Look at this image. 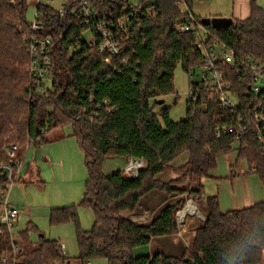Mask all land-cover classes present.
Masks as SVG:
<instances>
[{
	"label": "trees",
	"instance_id": "obj_1",
	"mask_svg": "<svg viewBox=\"0 0 264 264\" xmlns=\"http://www.w3.org/2000/svg\"><path fill=\"white\" fill-rule=\"evenodd\" d=\"M89 1L100 17H119L132 0ZM75 4L68 3L64 16L51 6H38L45 26L43 33L53 40V90L50 97H44L28 74L32 60L26 39L33 34L27 17L29 0H0V150L13 136L22 143L19 156L23 158L27 143H36L39 137L43 142L50 130L71 125L85 155L88 179L84 197L78 204L52 208L51 224L75 222L83 264L102 257L108 264H260L264 255V201L224 212L217 194L206 196L207 219L184 256L135 253V248L151 243L153 237L180 232L177 212L186 199L165 206L149 224L121 213L134 211L152 190L165 191L168 196L199 193L204 187L201 179L214 170L218 157L233 150L232 139L229 135H215L224 111L205 92L197 103L189 98L187 116L181 121L171 118L170 107L159 106L160 100L175 92L176 68L180 65L188 73L200 61L193 35L177 29L185 15L175 0L145 3L155 5L160 15L155 20L144 15L135 31L119 34L124 55L114 58L113 67L104 63L107 54L88 44L85 33L90 29L72 14ZM188 4L191 7L190 0ZM250 9L248 18L234 19L229 27L206 26L238 55L254 56L264 62V8L251 0ZM124 56L130 59L128 64H123ZM91 97L94 102L89 100ZM104 100L115 106L112 114L98 109L99 116L92 122L75 120L84 107L95 109ZM185 153L189 159L177 168L178 176L169 182L157 177ZM240 153L248 157L250 165L262 166L258 154ZM114 155L143 158L146 164L136 178L127 179L120 169L104 172L106 157ZM260 169L264 182L263 168ZM193 178L199 179L198 188L192 185ZM80 206L94 211L96 219L91 229L81 226ZM33 230L36 226L29 222L21 232L19 244L24 251L17 258L18 264H51L59 260L57 241L40 235L33 242ZM8 249L9 237L0 235V264Z\"/></svg>",
	"mask_w": 264,
	"mask_h": 264
},
{
	"label": "built area",
	"instance_id": "obj_2",
	"mask_svg": "<svg viewBox=\"0 0 264 264\" xmlns=\"http://www.w3.org/2000/svg\"><path fill=\"white\" fill-rule=\"evenodd\" d=\"M71 1L76 3L72 14L90 29L91 39L87 40L88 44L107 54L104 63L108 67L114 66V58H121L124 55V45L119 34L135 31L144 15L148 20H155L160 15L155 5L145 6L149 0L131 2L124 7L119 17H100L93 11L89 0H31L35 3V11L31 21L33 34L26 39L32 60L28 74L35 88L44 97L51 96L47 82L52 78L53 40L43 33L45 26L41 21L38 6L40 4L51 6L60 16H64L66 7ZM175 4L185 15V18L177 23V29L179 32L193 35L194 50L200 54L199 63L188 72L190 83L188 96L197 103L201 93L205 92L216 100L224 114L222 120L216 124L215 135L217 137L229 135L233 150L258 154L264 173V62L254 56L238 55L225 40L204 25L201 18L191 11L188 0H175ZM122 62L128 64L130 59L124 56ZM89 100L94 102L92 97ZM98 109L106 114H112L116 110L109 100H104L97 103L95 109L89 110L84 107L75 120L92 122L99 116ZM42 131L45 129L42 128ZM37 141L41 142L42 137ZM19 151L20 146L15 141L7 143L0 150V189L2 190L0 235L9 237L11 247L2 254L3 264H18L17 258L24 251L13 233L19 219V208L9 202V189L22 176L23 161ZM145 164L143 158L130 157L123 170L124 177L127 179L138 177ZM250 167L255 174H260L261 167L258 163ZM191 203L193 200H190L187 206ZM177 213V221L182 226L184 219L180 211ZM188 213L196 215L197 212L188 210L186 215ZM57 246L60 249V258L51 264H70L63 245L57 242Z\"/></svg>",
	"mask_w": 264,
	"mask_h": 264
},
{
	"label": "rangeland",
	"instance_id": "obj_3",
	"mask_svg": "<svg viewBox=\"0 0 264 264\" xmlns=\"http://www.w3.org/2000/svg\"><path fill=\"white\" fill-rule=\"evenodd\" d=\"M131 2H136L132 0ZM30 7L27 12V17L29 21L33 19V13L35 11V3L29 0ZM257 3L259 1L257 0ZM58 6V3L56 4ZM264 8V5H263ZM85 39L90 40L91 34L90 31L85 33ZM175 72V92L169 94L164 99V103L159 104V106L170 107L169 112L171 118L174 121H181L187 116L186 108L188 106L189 96H188V73L179 65L176 68ZM47 87L52 91V78L48 80ZM72 126L56 127L55 129L50 130L46 137L49 139L47 144L55 146L54 149L60 150L61 153L57 155L55 159L56 163L54 165H48L50 167L51 178H47L46 174H43V181H27V178L24 177L23 180L17 181L12 188H10L9 193V202L12 206H17L20 209V215L18 223H16L13 233L15 239L18 241L22 238L21 231L25 230L28 227L29 222L36 226V230L30 231V237L33 240H38L40 235H45L49 239L57 240L63 245V249L68 258H70L73 264H83L82 260L79 258L80 255V246L77 242V236L75 231V222L69 221L65 223H59L58 225H52L50 217L48 216L50 208H58L63 206H72V204L80 203L81 199L84 197L86 192V181L88 179L87 168L85 164L84 154L78 144L76 136L73 135ZM15 141L18 145H22L21 141L15 139L13 136L8 137V143ZM27 141H31L30 138ZM26 141V143H27ZM35 142H38L35 140ZM46 143V142H45ZM35 144L33 141L27 143V153L25 160L27 163L34 162L35 159L38 160V166L43 167L45 170V162L41 160V152L43 144ZM40 149V150H38ZM235 149V148H234ZM186 154V153H185ZM185 154H181L176 161H179L185 157ZM38 155V157H36ZM223 155V154H222ZM227 155V156H226ZM221 156L218 159L217 167L218 170L216 173L227 176L229 174V164L228 158L233 153H229ZM64 161V162H63ZM127 160L124 157L113 156L106 157L103 165V170L106 173L113 172L116 169H124L127 165ZM26 163V164H27ZM239 165L248 169L244 158L239 160ZM171 171L169 168L167 169ZM123 171V170H122ZM205 176L201 179L204 187L196 194H188L189 199H186V204L181 207L180 211H185L190 200H193V205L197 208L196 215L188 213L183 217V222L186 223L187 219L188 224L186 227H189L194 231V236L196 235L197 230L202 226L206 221L208 212L206 211V196L218 194V191L221 188V181L215 177ZM199 179L193 178V184L195 187L199 186ZM187 189H190V186H186ZM244 187V186H243ZM198 188V187H197ZM192 197H189V196ZM2 200V190L0 189V202ZM79 216L81 221V226L84 230L91 229L95 223L96 216H94V211L90 207H79ZM192 219V220H191ZM185 225V224H184ZM190 246L192 245V239ZM190 246L188 248H190ZM147 244L138 246L135 248V253L137 255L145 254L149 250ZM264 253V251H263ZM91 264H108L106 258H93ZM260 264H264V255Z\"/></svg>",
	"mask_w": 264,
	"mask_h": 264
},
{
	"label": "crops",
	"instance_id": "obj_4",
	"mask_svg": "<svg viewBox=\"0 0 264 264\" xmlns=\"http://www.w3.org/2000/svg\"><path fill=\"white\" fill-rule=\"evenodd\" d=\"M190 1H191V7H190L191 11H193L197 16L201 18H209L214 16H221V17L229 16V17H233L234 19H246L251 15V9H250L251 0H190ZM258 1H259L258 4L263 7L264 0H258ZM177 85L178 84H176V86ZM189 87H190V83L188 77L187 92L189 91ZM47 142H49L48 138H46L45 141L41 142L46 144V145L43 144L42 152L40 149H38L41 152V160H43L46 164L45 170L43 167L41 168L38 166L39 162L37 159H35L34 162L27 163V161L25 160V156L27 153L26 150L22 158L23 168H22V174H21L22 176L20 180H23V178L26 177L28 182L33 180L37 182H42L43 174H46L47 178H51L52 174L50 172V167L48 165H54L56 163L55 159L57 158V155L59 154L64 155V153H61L60 150L57 149V147L56 149H54L55 146L53 147V145H49L47 144ZM41 143L36 142L35 144H41ZM229 153L235 154L234 159H232V155L229 156L228 158L229 159L228 164L230 168L229 174L227 176H224L222 174L216 173V171L218 170V168H216L217 166L214 168V170L211 171L212 172L211 176L217 178L222 182L221 188L217 194L220 200L221 210L224 212H228L233 209H243L244 207L253 206L255 204H258V202L264 201V182L262 181V179L258 174H255L251 170L250 167L251 165L249 164L248 157L245 154L240 153L236 150H232L228 152V154ZM223 155H220L218 159ZM36 157H38V155ZM129 158L130 157L125 159L128 161ZM242 158H244L248 169L241 167L239 165V160ZM188 159H189V155L188 153H186L183 159L179 161L174 160L171 163V168H169L170 170L172 169L171 171L166 170L162 173H159L157 177L164 182H169L171 178L179 175L177 168L185 164V162ZM120 170H124V169L120 168ZM41 172H43V174H41ZM189 197L192 196L190 195ZM181 199H189V198L188 195L186 194L168 196L165 191L159 189L152 190L143 196L140 204L134 211H130V210L123 211L121 214L126 218L129 219L131 218L132 220L140 222L142 224L144 223L149 224L158 217L160 211L165 206L176 204ZM51 209L52 208H50V210ZM20 212L21 211L19 209V215ZM188 220L189 219H187L186 223L183 222L182 226H180L178 223V227H180V232L177 234L161 235L159 237H153L150 241L151 243L147 244L148 247L151 248H149V250L145 252V254L153 255L155 253L164 252L167 255L173 257L184 256L183 254L190 246L191 243L190 240L192 236H194V231L189 229V227H186V225L188 224ZM50 240H54V239H50ZM32 241L37 242L38 240L32 239ZM145 254H141V255H145ZM66 258L70 262V264H73L70 258H68L67 256Z\"/></svg>",
	"mask_w": 264,
	"mask_h": 264
},
{
	"label": "water",
	"instance_id": "obj_5",
	"mask_svg": "<svg viewBox=\"0 0 264 264\" xmlns=\"http://www.w3.org/2000/svg\"><path fill=\"white\" fill-rule=\"evenodd\" d=\"M202 22L204 25H213L216 28H223V27H229L233 25L234 18L229 16H214L209 18H203ZM161 104L164 103V99L159 101Z\"/></svg>",
	"mask_w": 264,
	"mask_h": 264
},
{
	"label": "bare ground",
	"instance_id": "obj_6",
	"mask_svg": "<svg viewBox=\"0 0 264 264\" xmlns=\"http://www.w3.org/2000/svg\"><path fill=\"white\" fill-rule=\"evenodd\" d=\"M188 210H192V211H195V212L198 211L197 208L191 203V204L187 207V209H186L185 211H181V217H184V216L186 215V213H187Z\"/></svg>",
	"mask_w": 264,
	"mask_h": 264
}]
</instances>
